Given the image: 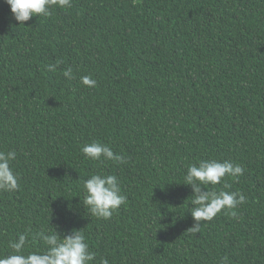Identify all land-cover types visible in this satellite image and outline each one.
<instances>
[{
  "label": "trees",
  "instance_id": "1",
  "mask_svg": "<svg viewBox=\"0 0 264 264\" xmlns=\"http://www.w3.org/2000/svg\"><path fill=\"white\" fill-rule=\"evenodd\" d=\"M50 12L19 25L0 0V151L17 153L20 181L0 192V254L26 231L29 250L41 247L33 237L52 226L81 229L94 264H264V0H72ZM93 141L126 163L86 160ZM209 159L244 171L204 187L246 200L193 233L183 178ZM93 173L117 176L127 198L111 219L82 205Z\"/></svg>",
  "mask_w": 264,
  "mask_h": 264
},
{
  "label": "clouds",
  "instance_id": "2",
  "mask_svg": "<svg viewBox=\"0 0 264 264\" xmlns=\"http://www.w3.org/2000/svg\"><path fill=\"white\" fill-rule=\"evenodd\" d=\"M9 6L12 19L19 25L32 17L49 16L50 10L55 7L70 8L72 0H4ZM49 71H55L56 65H47ZM64 77L73 78V70L68 67L63 72ZM84 86L95 88L97 81L91 76L81 78ZM81 153L91 162L106 163L118 161L126 163L121 157L114 154L111 148L99 141H93L81 146ZM17 159L14 150L0 151V192H14L20 189L18 174L13 170L12 163ZM244 169L241 165L230 160L223 162L216 159L201 160L199 164L189 165L184 176L183 184L189 185L192 190L190 214L194 221L188 229L195 233L199 231L202 221L212 220L222 211L234 210L243 204L246 197L242 193L224 190L209 191L204 186L223 185L229 187L226 178H238ZM206 189V190H202ZM84 198L82 205L87 206L89 213L98 219H111L127 198L122 193L117 176L102 173H93L82 180ZM232 215L235 212L232 211ZM49 224V221H48ZM29 235L26 231L14 240L8 241L7 255L0 254V264H94L96 254L90 250L85 234L80 230H72L70 234L61 236L56 228L50 226L47 230L41 229L33 239L39 238L41 247L29 250ZM222 258L220 264H225ZM99 264H109L107 258H101Z\"/></svg>",
  "mask_w": 264,
  "mask_h": 264
}]
</instances>
